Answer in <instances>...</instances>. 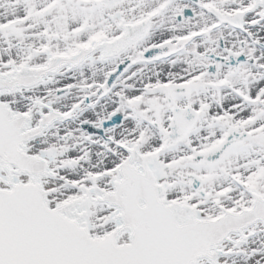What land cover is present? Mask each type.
<instances>
[{
    "label": "snow or ice",
    "instance_id": "snow-or-ice-1",
    "mask_svg": "<svg viewBox=\"0 0 264 264\" xmlns=\"http://www.w3.org/2000/svg\"><path fill=\"white\" fill-rule=\"evenodd\" d=\"M0 264H264V0H0Z\"/></svg>",
    "mask_w": 264,
    "mask_h": 264
}]
</instances>
